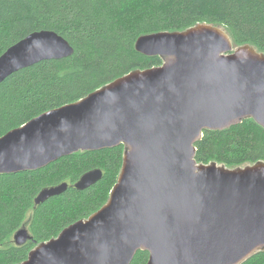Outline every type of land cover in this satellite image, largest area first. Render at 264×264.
<instances>
[{"label": "water", "instance_id": "obj_1", "mask_svg": "<svg viewBox=\"0 0 264 264\" xmlns=\"http://www.w3.org/2000/svg\"><path fill=\"white\" fill-rule=\"evenodd\" d=\"M135 49L163 65L134 70L0 138V177L124 146L107 203L21 264H131L141 251L147 264H245L264 252V162L231 169L196 159L205 131L250 119L264 128V53L235 48L223 27L208 24L141 36ZM73 54L59 34L32 33L0 57V85ZM102 178L100 169L87 172L75 188ZM69 188L44 189L36 203ZM31 240L27 226L14 235L18 246Z\"/></svg>", "mask_w": 264, "mask_h": 264}, {"label": "trees", "instance_id": "obj_2", "mask_svg": "<svg viewBox=\"0 0 264 264\" xmlns=\"http://www.w3.org/2000/svg\"><path fill=\"white\" fill-rule=\"evenodd\" d=\"M199 24L223 27L234 47L264 53V0H0V57L32 33L53 31L73 47L71 57L21 70L0 85V138L42 114L78 102L134 70L163 65L135 49L144 35L181 32ZM197 162L235 169L264 162V128L246 120L225 131H205ZM124 146L80 152L34 172L0 177V264H21L36 245L57 237L108 201L123 166ZM100 169L103 178L83 191L75 184ZM62 183L64 194L36 205L40 192ZM27 226L32 240L14 235ZM139 252L132 264H147ZM245 264H264V252Z\"/></svg>", "mask_w": 264, "mask_h": 264}, {"label": "bare ground", "instance_id": "obj_3", "mask_svg": "<svg viewBox=\"0 0 264 264\" xmlns=\"http://www.w3.org/2000/svg\"><path fill=\"white\" fill-rule=\"evenodd\" d=\"M49 165H51V164H49ZM49 165H48V166H49ZM48 166H47V167H48ZM44 168H46V167H44ZM42 169H43V168H42ZM40 170H41V169H40ZM37 171H38V170H37ZM60 185H61V184H60ZM53 187H56V186H53ZM53 187H49V188H53ZM45 189H47V188H45ZM43 190H44V189H43ZM43 190H42V191H43ZM42 191H41V192H42ZM41 192H40V193H41ZM39 195H40V194H39ZM39 195H38V196H39ZM37 198H38V197H37ZM37 198H36V200H37ZM36 205H37V203H36ZM40 205H41V204H40ZM133 261H134V260H133ZM131 264H132V263H131Z\"/></svg>", "mask_w": 264, "mask_h": 264}]
</instances>
